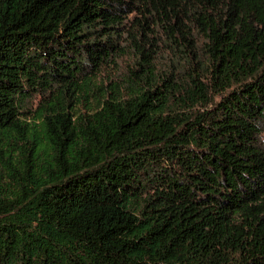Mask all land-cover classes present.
<instances>
[{"label":"trees","instance_id":"obj_1","mask_svg":"<svg viewBox=\"0 0 264 264\" xmlns=\"http://www.w3.org/2000/svg\"><path fill=\"white\" fill-rule=\"evenodd\" d=\"M0 264H264V0H0Z\"/></svg>","mask_w":264,"mask_h":264}]
</instances>
